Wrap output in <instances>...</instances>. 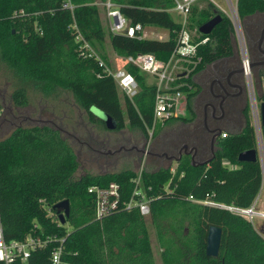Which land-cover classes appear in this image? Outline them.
<instances>
[{"label":"trees","instance_id":"trees-1","mask_svg":"<svg viewBox=\"0 0 264 264\" xmlns=\"http://www.w3.org/2000/svg\"><path fill=\"white\" fill-rule=\"evenodd\" d=\"M65 1L0 0V62L16 79L11 100L16 108L25 109L32 93L48 98L70 92L90 123L106 128L93 112L95 108L115 118V129L122 130L124 116L112 103L117 100V84L107 76L99 59L110 66V44L119 58L154 54L168 61L177 43L174 31L180 28L168 11L173 1L111 0L132 24L168 30L169 38L164 41L105 32L98 3L107 0H72L76 6L73 12L62 8ZM197 9L191 15L193 27L201 39L208 36L211 42L199 47L201 61L191 66L187 81L193 88L195 75L214 60L236 52L230 19L223 16L211 34L203 35L199 28L217 13L212 5ZM238 13L244 22L264 14V0H239ZM77 31L91 52L81 49ZM117 67L133 74L139 83L138 94L133 99L124 98L130 126L148 137L154 119L155 87L134 65L118 60ZM194 94L188 96V110ZM260 99L264 101V93ZM241 115L239 129H221L228 135L215 141L208 164H193L185 156L175 171L171 167L142 170L140 188L150 202L148 219L138 208L127 210L123 205L133 198L136 188L138 175L133 170L77 177L78 156L58 129L49 125L16 127L0 141V210L6 240L23 241L31 236L48 241L45 247L32 251L24 264H51L52 252L59 245L63 246V261L69 264H157L149 236L151 222L158 229L163 264H264V237L248 220L190 199L248 208L257 198L262 187L260 164L238 160L242 152L257 148L249 105ZM190 120L173 118L166 124ZM262 133L264 137V126ZM210 140L209 136V148ZM111 182L120 184L121 202L114 213L98 220L96 199L89 188L106 187ZM65 200L70 202L71 214L61 224L55 206ZM211 226L222 230L217 258L206 251ZM261 229L264 231L263 226Z\"/></svg>","mask_w":264,"mask_h":264},{"label":"built area","instance_id":"built-area-1","mask_svg":"<svg viewBox=\"0 0 264 264\" xmlns=\"http://www.w3.org/2000/svg\"><path fill=\"white\" fill-rule=\"evenodd\" d=\"M173 7L168 11L176 14L179 19L176 20L180 28L174 31L176 34V47L168 61H162L158 59L154 54H139L136 56H129L126 58H119L126 63H130L137 67L142 73L149 74L154 81L149 83L155 87V106H154V119L151 132H154L157 125L165 124L173 118L186 117L188 111V102L183 101L181 88L188 87L189 90L193 87L188 83L192 70L183 67L185 64H191L196 66L201 57L198 55L199 47L204 46L211 42L210 37L200 38L198 30L194 29L191 22V15L196 6L199 5L202 0H172ZM209 5H212L214 11L230 19L233 25V38L236 40L239 51L242 55V68L243 76L245 79V88L248 93L250 103V121L254 128L256 142L258 162L260 164L262 172V187L264 186V137L262 133V117H261V103L256 98L253 69L251 67L252 61L248 54L247 39L245 31L242 25V20L238 13V1L239 0H226L228 7L224 8L217 4L214 0H206ZM75 5L72 0H66L63 3L62 8L74 11ZM103 7L106 11L108 19V32L113 35L126 36L132 39H150L148 34L149 28L157 27H145L140 23L132 24L120 11L119 7L111 0H107L103 3ZM73 28L77 29L76 25ZM161 29V28H160ZM168 31V30H167ZM169 32V31H168ZM200 32V31H199ZM202 34V33H201ZM170 35V32H169ZM169 37V36H168ZM161 38V37H160ZM198 39V40H197ZM77 42L81 43V49H85L87 52H91V46L83 38V36L77 31ZM160 40V39H158ZM92 54H90L91 56ZM94 55V54H93ZM99 59V58H97ZM101 66L105 67V73L107 76L112 77L116 82L118 88L129 99H133L139 92V83L136 77L130 72L122 68L113 69L106 65L99 59ZM2 109L0 107V115ZM228 132H221V138H226ZM139 180H134L136 188L133 198L124 202L123 205L127 210L138 208L141 215L147 217L150 215V202L146 199L145 194L140 188V175ZM89 193L95 196L96 199V218L98 220L103 219L114 213L121 202L122 193L121 186L117 182H111L106 187H100L97 185L89 188ZM191 200L197 203H204L213 206L222 207L236 215L248 220L252 226L264 237V231L261 229L263 225L258 221L261 219L264 221V203L260 204V194L248 208H241L236 206H223L217 205L213 202H202L193 199ZM48 241L36 237H27L23 241L12 240L7 241L5 238L2 216L0 210V264H24L30 257L32 251L45 247ZM51 264H69L63 261V246L56 247L51 255Z\"/></svg>","mask_w":264,"mask_h":264},{"label":"rangeland","instance_id":"rangeland-1","mask_svg":"<svg viewBox=\"0 0 264 264\" xmlns=\"http://www.w3.org/2000/svg\"><path fill=\"white\" fill-rule=\"evenodd\" d=\"M217 4L221 5L224 8L228 7L226 0H214ZM100 3V2H99ZM101 10L102 24L107 31L105 11L98 4ZM209 4L206 0L200 1L199 5L196 6L200 9L209 8ZM174 19H179L176 14H173ZM261 16H254L253 19H248L242 21V25L246 35V28L249 26V23L252 21H258ZM198 30L196 27L194 28ZM160 39L167 40L169 37V32L167 30H160ZM153 35H150L152 37ZM234 39V38H233ZM247 39V35H246ZM109 43V42H108ZM235 51L238 59L242 62V55L239 51L236 40L234 39ZM248 54H250V48L247 40ZM110 59V67L117 69L118 58L114 54L110 44L107 46ZM191 64H185L183 67L190 70L193 69ZM144 78L147 83H151L154 79L147 73H143ZM199 74L194 76L195 80L198 81ZM253 80L256 98L260 102V96L264 93V76H260L256 70H253ZM16 83L14 74L9 71L5 65L0 62V106L2 113L0 115V141L5 140L13 132L16 127L19 126H32V125H49L55 129H58L61 132V135L68 140V142L74 148L78 160L80 162V167L76 173L77 177L84 176L86 174H91L93 176L102 175V174H114L121 172L126 169L133 170L137 175L139 180V174L142 170L147 169L149 171H156L160 167H171L172 171H175L177 168V163H170L168 160H158L157 158H142L138 154H132L128 152H121L116 155H104L98 152H95L94 147L97 145L94 141L88 137L89 133H95L94 129L91 126L88 114L76 103L75 98L72 93L62 91L56 96H51L46 98L41 94H31V101L28 107L25 109H18L15 107L11 100V93L13 91V86ZM190 93H194V88L184 91L182 99L185 102H188V96ZM127 97L117 86V100L112 101L114 107L121 111L124 116L125 127L122 130H116L117 122L115 118L110 116V119L107 120V127L113 128L112 130H106L109 132H104L103 134H108V137L111 138L109 149L117 147V149L124 145L125 147H130V140L134 141L135 136H137L139 130L134 129L130 126L128 122V109L125 102ZM202 101V100H201ZM250 99L246 91L244 100L241 102L240 107L243 108L246 105H249ZM202 104L196 102L193 104L192 109L188 110L186 113V118L191 119L190 121H178L172 124L167 125L159 124L157 125L154 132H151V129L148 131V140L150 145L154 148L160 147L163 139L171 133L172 131L181 130L184 131V135H190V132L195 130H200L202 119ZM243 124L242 115L239 114L234 118H227L223 124L222 128L227 131L228 129L237 130L240 128V125ZM116 131V132H115ZM101 134V133H100ZM102 135V134H101ZM209 136H205V140L208 141ZM188 140V139H187ZM189 141V140H188ZM205 141V143H206ZM188 143L187 141H181L179 144L182 145ZM141 145L139 144V147ZM93 148V149H92ZM141 185V184H140ZM260 200L259 203H264V186L260 189ZM149 216L146 218L148 219ZM261 225L264 227V221L261 219L258 220ZM150 220L148 221V223ZM149 236L151 239L152 248L156 257L157 264H163L162 262V249L159 246L157 233L158 229L155 225H148Z\"/></svg>","mask_w":264,"mask_h":264},{"label":"flooded vegetation","instance_id":"flooded-vegetation-1","mask_svg":"<svg viewBox=\"0 0 264 264\" xmlns=\"http://www.w3.org/2000/svg\"><path fill=\"white\" fill-rule=\"evenodd\" d=\"M261 15L262 18H259L257 22L251 21L249 23L246 28V35L250 48V58L255 64L252 69L256 70L260 76H264V14L257 16ZM194 93L193 104L196 102L202 104V124L199 131L192 130L190 135H184L185 130H174L163 139L160 147L157 148L150 145L144 132L139 131L134 141L129 138L131 143L129 148L121 145L118 149L116 146L109 149L111 138L108 137V134L104 135L103 133L109 132L106 130L113 128L106 125V128L101 130L97 124L91 123V126L95 128L94 131H96L94 134L89 133L88 137L97 145L94 147L95 152L104 155L128 152L138 154L142 158L168 160L170 163H179L185 156L192 160L193 154L195 162L198 164L207 160L213 154V150L209 148L205 140L206 135L210 136L207 129L221 130L222 124L227 118H234L242 113L240 105L244 100L246 88L242 62L238 59L236 52L232 57L214 60L205 70L200 72L198 81L195 80ZM181 141L188 143L180 145ZM193 147L197 148L196 152H190ZM170 157L173 159H169ZM176 158H180V160L177 162Z\"/></svg>","mask_w":264,"mask_h":264},{"label":"water","instance_id":"water-1","mask_svg":"<svg viewBox=\"0 0 264 264\" xmlns=\"http://www.w3.org/2000/svg\"><path fill=\"white\" fill-rule=\"evenodd\" d=\"M222 21V16L217 14L214 18H212L210 21L205 23L199 28L200 33L203 35H209L213 32L215 27ZM255 66L254 63L251 64V67L253 68ZM93 112L101 118L103 121H105L106 125L107 120L110 119V116L107 115L106 113L98 110V109H93ZM261 117H262V125L264 126V102L261 103ZM208 133L210 134L211 137V149L213 150V147L215 145V141L220 137L221 135V130L220 129H207ZM187 147V146H185ZM197 148L193 147L191 148L190 152L194 151L196 152ZM181 158V157H180ZM175 159L177 162L180 160ZM169 159H173L170 157ZM238 160L240 162H258V153L256 149L252 150H247L242 152ZM210 162V159L201 162L197 165H203V164H208ZM192 163H195V158L194 154L192 155ZM55 208L57 209V213L59 214V219L61 224L66 223V219L70 216L71 214V206L69 200L62 201L58 203ZM222 239V230L221 228L211 226L208 230V236H207V255L213 258H217L219 256V249H220V243Z\"/></svg>","mask_w":264,"mask_h":264},{"label":"crops","instance_id":"crops-1","mask_svg":"<svg viewBox=\"0 0 264 264\" xmlns=\"http://www.w3.org/2000/svg\"><path fill=\"white\" fill-rule=\"evenodd\" d=\"M103 3L104 2H100V3H98L101 7H102V5H103ZM103 9H104V7H103ZM104 11H105V9H104ZM170 14H171V12H170ZM217 15V14H216ZM173 16V15H172ZM105 19H106V26H107V31H108V19H107V16H106V11H105ZM175 20H177V19H175ZM160 30H165V29H160ZM148 34H149V36L150 35H153L152 37H150V39H154V40H158V39H160V38H157V37H160V33H159V28H149V31H148ZM161 41H164V39H160ZM115 54V53H114ZM116 55V54H115ZM116 57L119 59V57L116 55ZM120 60V59H119ZM118 68V67H117Z\"/></svg>","mask_w":264,"mask_h":264}]
</instances>
